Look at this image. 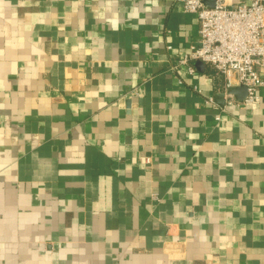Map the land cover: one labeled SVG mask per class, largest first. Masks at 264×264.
Returning <instances> with one entry per match:
<instances>
[{"label": "crops", "instance_id": "1", "mask_svg": "<svg viewBox=\"0 0 264 264\" xmlns=\"http://www.w3.org/2000/svg\"><path fill=\"white\" fill-rule=\"evenodd\" d=\"M199 27L179 0H0V264H264V85L176 68Z\"/></svg>", "mask_w": 264, "mask_h": 264}, {"label": "built area", "instance_id": "2", "mask_svg": "<svg viewBox=\"0 0 264 264\" xmlns=\"http://www.w3.org/2000/svg\"><path fill=\"white\" fill-rule=\"evenodd\" d=\"M179 1L186 11L197 13L200 27L198 43L175 67L194 73L193 62L201 60L224 74L227 88L236 74L238 83L247 87L245 101H257L259 88L264 85V0H217L214 7L203 0ZM226 96L229 102L234 100L232 93Z\"/></svg>", "mask_w": 264, "mask_h": 264}, {"label": "water", "instance_id": "3", "mask_svg": "<svg viewBox=\"0 0 264 264\" xmlns=\"http://www.w3.org/2000/svg\"><path fill=\"white\" fill-rule=\"evenodd\" d=\"M217 0H203V2L205 3V5L210 6V7H214L216 4ZM204 62L201 60H197L196 61V65L201 68L202 66H204ZM228 93H232L237 99H244L247 95V87L244 84H240L238 86H231L228 90ZM223 97V93H221V95L219 96L220 99H218V102L223 105L224 104V100L222 99Z\"/></svg>", "mask_w": 264, "mask_h": 264}]
</instances>
